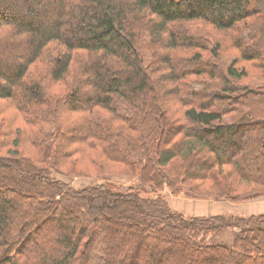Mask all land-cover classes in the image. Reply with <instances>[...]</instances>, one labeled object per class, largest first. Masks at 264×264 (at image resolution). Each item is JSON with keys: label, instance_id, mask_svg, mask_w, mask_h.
Here are the masks:
<instances>
[{"label": "trees", "instance_id": "1", "mask_svg": "<svg viewBox=\"0 0 264 264\" xmlns=\"http://www.w3.org/2000/svg\"><path fill=\"white\" fill-rule=\"evenodd\" d=\"M0 101V264H264V215L185 218L141 193L264 196V0H0ZM74 154L138 187L53 179L90 174Z\"/></svg>", "mask_w": 264, "mask_h": 264}, {"label": "rangeland", "instance_id": "2", "mask_svg": "<svg viewBox=\"0 0 264 264\" xmlns=\"http://www.w3.org/2000/svg\"><path fill=\"white\" fill-rule=\"evenodd\" d=\"M229 35H230L229 33L228 34L218 33L215 35L216 39L223 40V44L221 47V55L226 61L225 68L228 67L232 59L234 58L238 59L240 55L239 51L232 44L231 45H229L228 43L224 44V40L229 38ZM252 66H253V63L243 62L240 59L237 60V64L235 65V67L237 69L243 68L248 73V78L242 81V84L252 82V77L255 75ZM8 108H9L8 102L0 101V113H1L0 122L3 118H6V121L10 120L9 115L10 114L13 115L12 110H10V112L8 113L5 112ZM68 117L69 118H67L68 121H66V124L70 125L72 122L71 121L72 118L69 114H68ZM16 124L19 126V128H21V130L19 129L18 131L21 134V136L18 137V140L20 141V144H21V147H20V150L22 151L21 154L25 157H34L35 152L33 150L32 142H31L32 135L30 134L31 131L33 130H31L30 126H24L19 121L16 122ZM12 129L15 130V125L14 127H12ZM5 132H6V129L4 127V129L1 130V133H5ZM14 138H15V135H14V132H12V139ZM0 144L4 145L5 147L11 148V144H9V142L7 141H5V143L3 144L2 141L0 140ZM4 153H5V150H2L1 154H4ZM90 156L92 157L93 155H90ZM68 161L75 162L77 170H80L83 172L86 169L85 171H88V173H90V174H87L86 176L78 177V176H66L67 175L66 173L62 174L61 173L62 171H67L65 170L66 168L65 169L59 168L60 169L59 172L56 169L52 170V178L64 185H67L68 187L77 189L81 187H90V186L110 184L111 186L121 191H125L129 188L136 189V187H138V183L135 179L131 180L123 176H120V174L116 173L119 171V167L112 166L110 164H108V166L104 168V170H106V172H110L111 174L109 173V174H104L103 176L102 175L98 176L97 172L91 171L95 169V167L92 166L91 161L89 160V158H86L85 154L71 155L68 158ZM92 161L98 162V159H92ZM99 161H101V164L105 162V160L101 158H99ZM225 169L226 171H228L227 168ZM228 179L230 180V178ZM237 187L240 192L249 188V186L243 183H241V185ZM141 193H142V197L152 198L154 196L155 197L159 196L163 198V200L166 202L170 211L178 212L185 218L208 219L212 217H224V218L234 217V218L247 219V218H253V217L264 215V214H258L255 216L254 215L248 216V217L246 216V214L249 212L251 213L257 212L255 208H261V206H258V205H262V204L257 205L256 203L264 202V196L253 199V200L244 201V202H232V201H226V200L194 199L191 197L189 193L185 191L184 192L182 191L180 194H173L171 193L169 189H166V188L162 190L160 193H152L148 189L141 190ZM253 209L255 210L250 211ZM237 235H238V228H235V230L224 229L218 235L213 236L211 242L213 241L216 244H223L229 247L232 245V242Z\"/></svg>", "mask_w": 264, "mask_h": 264}, {"label": "crops", "instance_id": "3", "mask_svg": "<svg viewBox=\"0 0 264 264\" xmlns=\"http://www.w3.org/2000/svg\"><path fill=\"white\" fill-rule=\"evenodd\" d=\"M257 205L258 204H262V205H258V206H261V208H255L256 209V211L257 212H255V213H251V212H249V213H247L246 214V216L248 217V216H255V215H258V214H264V202H260V203H256ZM255 209H253V210H250V211H254Z\"/></svg>", "mask_w": 264, "mask_h": 264}]
</instances>
